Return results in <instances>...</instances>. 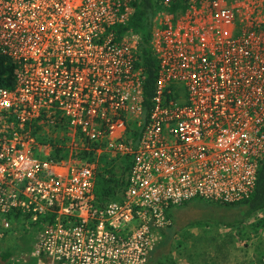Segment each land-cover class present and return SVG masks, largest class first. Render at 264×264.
Segmentation results:
<instances>
[{
    "label": "built area",
    "instance_id": "2783aa9c",
    "mask_svg": "<svg viewBox=\"0 0 264 264\" xmlns=\"http://www.w3.org/2000/svg\"><path fill=\"white\" fill-rule=\"evenodd\" d=\"M180 1L185 10L154 18L144 115L133 0H0V56L16 65L15 86L0 87V237L16 214L36 226L27 259L147 264L170 208L252 195L264 0ZM103 155L131 158L119 201L95 195Z\"/></svg>",
    "mask_w": 264,
    "mask_h": 264
},
{
    "label": "rangeland",
    "instance_id": "374dc122",
    "mask_svg": "<svg viewBox=\"0 0 264 264\" xmlns=\"http://www.w3.org/2000/svg\"><path fill=\"white\" fill-rule=\"evenodd\" d=\"M238 1L225 0L228 5H234ZM129 24L128 28L131 29ZM102 157L106 158L108 167L111 166L112 173L109 178L115 181L112 185L119 186L107 202L118 201L116 199L118 193L120 200L123 192L121 188L123 166L128 165L131 158H110L105 155ZM106 166L99 163L97 172L102 174ZM97 177L96 173V185L100 181ZM232 213V210L201 200H193L182 206L170 208L168 214L173 220L174 236L167 245L160 246L147 264H172L173 259L178 263L189 260L191 256H200L205 262H210L207 259L215 257L217 264H264V227L256 226L258 220H264V211L241 225L227 227L224 224L228 221L237 220V216L233 217ZM36 230L37 227L30 225L25 219L12 218L11 228L0 237V252L9 249L13 254L7 263L0 260V264H36L33 260L27 259L33 247ZM197 239H201L203 249L185 247L184 241L193 242ZM196 250L203 251L197 254Z\"/></svg>",
    "mask_w": 264,
    "mask_h": 264
},
{
    "label": "trees",
    "instance_id": "16d2710c",
    "mask_svg": "<svg viewBox=\"0 0 264 264\" xmlns=\"http://www.w3.org/2000/svg\"><path fill=\"white\" fill-rule=\"evenodd\" d=\"M166 0H133V6L135 12L130 20L129 26L135 32L140 34V42L138 46V52L136 55L137 65L140 66L145 73V81L143 84V106H144V115H146L149 111L151 98L153 96L154 83L156 79V71H157V62L154 59L151 48L149 45L151 39V33L154 24L155 16L162 12L167 11L170 13H175L177 11H183L186 8L184 2L180 0H168V6H165ZM16 80V65L12 63V61L5 57L0 56V87L12 89L15 86ZM138 135H136L135 139ZM58 151V150H57ZM84 158L88 156L91 160L90 154L80 153ZM54 155L58 157H65V151L55 152ZM60 155V156H59ZM106 158L100 157L98 159V163L107 165L103 173L97 172V178L100 179L99 183L96 185L95 183V195L98 200L102 203L108 201L109 198H112L116 193V189L119 188L112 183H115L114 179H110L112 170L111 166L108 167L109 163L105 160ZM124 171L122 172V187L124 189L126 184V178L129 172V164L125 167L123 166ZM106 176V177H105ZM119 194L117 195V200H119ZM219 207H224L226 210H232L231 214L237 216V220L228 221L224 224L227 227H232L236 225H241L245 221L252 218L254 215L264 211V158L261 162L259 170L257 172V178L255 183V188L252 195L241 202L234 204H222V203H211ZM19 214L14 215V217H19ZM12 216V218H14ZM260 227H264V220H258L257 225ZM172 227V226H171ZM169 229V228H168ZM167 229V230H168ZM162 240L167 242L171 237L166 234L165 230L161 231ZM13 251L7 249L0 252V260L2 263H7V261L12 257Z\"/></svg>",
    "mask_w": 264,
    "mask_h": 264
},
{
    "label": "crops",
    "instance_id": "0c3cea01",
    "mask_svg": "<svg viewBox=\"0 0 264 264\" xmlns=\"http://www.w3.org/2000/svg\"><path fill=\"white\" fill-rule=\"evenodd\" d=\"M96 180V179H95ZM120 199H121V197H120ZM119 201V200H118ZM173 221V220H172ZM173 228V222H172V227H169V229L167 230V229H165V231H166V234H168L170 237H171V239H169L167 242H165V245H167L171 240H172V237L174 236V231H175V229H172ZM212 241V240H211ZM185 242V247L186 248H188V249H192V248H202L203 249V245H202V241H201V239H197V240H195V241H193V242H190V241H184ZM195 243V244H194ZM164 244V242H163V240H161L160 241V243L156 246V248H155V250L151 253V256L149 257V259H148V262L147 263H149L150 261V258L152 257V255L153 254H155L158 250H159V248H160V246H164L163 245ZM210 245V244H209ZM208 245V246H209ZM210 247V246H209ZM213 247V246H212ZM197 251V250H196ZM195 251V252H196ZM203 250H201L200 252H202ZM199 251H197V254L198 253H200ZM201 254V253H200ZM193 258V259H192ZM189 260H185V261H179L178 263L176 262V260H172V264H217V262H215V257H212V258H208L207 259V261H210V262H205L202 258H200V256H191V257H189L188 258ZM191 259V260H190ZM182 260V259H181Z\"/></svg>",
    "mask_w": 264,
    "mask_h": 264
}]
</instances>
